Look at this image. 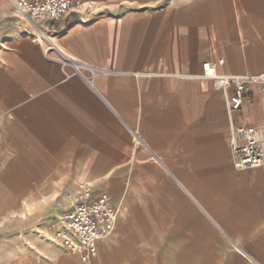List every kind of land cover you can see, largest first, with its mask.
Masks as SVG:
<instances>
[{"label":"crops","instance_id":"1","mask_svg":"<svg viewBox=\"0 0 264 264\" xmlns=\"http://www.w3.org/2000/svg\"><path fill=\"white\" fill-rule=\"evenodd\" d=\"M81 1L90 22H38L46 53L0 0V264H196L227 233L257 255L264 164L237 169L231 142L264 129L261 86L232 111L203 73L264 72V0ZM84 188L119 210L96 257L22 235L56 217L53 239Z\"/></svg>","mask_w":264,"mask_h":264},{"label":"built area","instance_id":"2","mask_svg":"<svg viewBox=\"0 0 264 264\" xmlns=\"http://www.w3.org/2000/svg\"><path fill=\"white\" fill-rule=\"evenodd\" d=\"M20 13L30 22L33 31L40 40H46L45 52L57 49V44L50 38L46 27L38 22H56L67 17H74L83 22H90L85 14L94 15L90 2L81 0H13ZM223 63V60L220 61ZM203 76L210 79L220 89L232 92L229 105L232 111L239 110L251 102L249 88L261 86L264 101V72L249 74L220 73L216 64H209ZM235 167L239 170L258 168L264 164V129L243 123L235 130L231 142ZM119 210L107 194L98 197L91 188H84L73 199L72 204L56 229L54 240L69 252L78 254L84 262L98 254V242L115 229Z\"/></svg>","mask_w":264,"mask_h":264},{"label":"rangeland","instance_id":"3","mask_svg":"<svg viewBox=\"0 0 264 264\" xmlns=\"http://www.w3.org/2000/svg\"><path fill=\"white\" fill-rule=\"evenodd\" d=\"M56 217H53L52 220L47 223L43 228L42 226L39 225V228L42 230L38 229L35 231H22V235L24 237H28L32 232H36L42 239H45L46 241L54 242V239H52L53 231H54V225L56 221H54ZM58 220V219H57ZM54 223V225H53ZM228 236H223V243L218 242L217 245L213 248L212 253H213V260L210 262H198L196 264H264V252L261 254L259 253L261 250L264 251V249L257 247L258 254L254 255L250 253L249 251L254 250V248L250 246H243L239 247L237 246L238 243H241L240 241H243L241 239H236L233 237L231 233H227ZM250 243V242H249ZM7 249V248H6ZM243 251H247L249 256L253 258L254 260L256 259H262L258 263L254 262L248 255L243 253ZM160 257H158V261L155 263H150V264H188V263H177V262H172V261H160Z\"/></svg>","mask_w":264,"mask_h":264},{"label":"bare ground","instance_id":"4","mask_svg":"<svg viewBox=\"0 0 264 264\" xmlns=\"http://www.w3.org/2000/svg\"><path fill=\"white\" fill-rule=\"evenodd\" d=\"M49 35V34H48Z\"/></svg>","mask_w":264,"mask_h":264}]
</instances>
